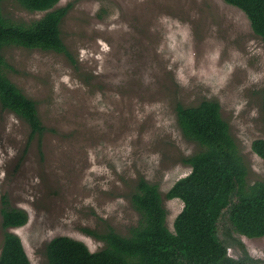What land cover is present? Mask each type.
Here are the masks:
<instances>
[{
    "label": "rangeland",
    "instance_id": "rangeland-1",
    "mask_svg": "<svg viewBox=\"0 0 264 264\" xmlns=\"http://www.w3.org/2000/svg\"><path fill=\"white\" fill-rule=\"evenodd\" d=\"M71 3L61 20L65 54L17 44L3 47L8 76L36 101L46 128L0 104V207L3 195L24 209L9 227L30 264H46L56 235L103 241L86 233L112 225L121 234L139 219L128 195L139 175L162 194L187 174L181 157L194 151L176 122V101L214 98L248 165V180L264 177V158L251 148L264 138V42L246 14L225 0H58ZM13 19H33L17 0H2ZM172 229L183 201L165 198ZM1 221V213H0ZM3 231L0 225V249ZM264 259V235H240ZM228 254L237 256L235 248Z\"/></svg>",
    "mask_w": 264,
    "mask_h": 264
},
{
    "label": "trees",
    "instance_id": "trees-1",
    "mask_svg": "<svg viewBox=\"0 0 264 264\" xmlns=\"http://www.w3.org/2000/svg\"><path fill=\"white\" fill-rule=\"evenodd\" d=\"M0 0V104L23 118L31 135L46 128L36 101L8 76L13 69L3 47L17 44L42 48L74 57L61 36L60 23L71 3L56 5L58 0H17L29 10H44L36 18L13 19L7 16ZM246 14L255 34L264 42V0H225ZM264 121V88L262 93ZM177 125L182 135L195 142L193 152L181 157L190 166L187 174L177 178L162 194L157 182L139 175L128 195L139 219L121 234L107 224L102 230H83L103 241L90 250L68 235H56L45 244L46 264H264L252 256L240 235H264V177L250 182L248 165L223 118L220 103L203 98L194 104L176 101ZM251 148L264 158V138L252 140ZM164 197L183 201L174 217L172 229L166 221ZM3 231L0 264H30L20 237L9 227L27 219L26 212L1 198ZM237 249V256L228 254Z\"/></svg>",
    "mask_w": 264,
    "mask_h": 264
},
{
    "label": "flooded vegetation",
    "instance_id": "flooded-vegetation-1",
    "mask_svg": "<svg viewBox=\"0 0 264 264\" xmlns=\"http://www.w3.org/2000/svg\"><path fill=\"white\" fill-rule=\"evenodd\" d=\"M247 248V247H246ZM248 250V249H247ZM249 251V250H248ZM250 253V252H249ZM253 256V255H252ZM257 257V256H256Z\"/></svg>",
    "mask_w": 264,
    "mask_h": 264
}]
</instances>
